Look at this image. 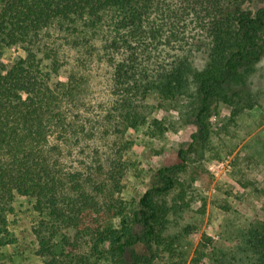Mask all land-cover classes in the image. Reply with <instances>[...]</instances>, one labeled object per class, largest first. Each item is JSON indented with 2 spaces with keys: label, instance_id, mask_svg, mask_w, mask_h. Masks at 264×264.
<instances>
[{
  "label": "trees",
  "instance_id": "16d2710c",
  "mask_svg": "<svg viewBox=\"0 0 264 264\" xmlns=\"http://www.w3.org/2000/svg\"><path fill=\"white\" fill-rule=\"evenodd\" d=\"M241 1L0 0V245L18 198L41 217L43 264H123L132 245L155 241L151 191L134 214L137 233L115 223L128 217L126 133L147 119L155 90L198 96L205 108L208 81L223 83L216 71H235L264 29V9L252 18ZM11 47L25 55L5 60ZM204 47L198 70L193 52ZM170 170L157 190L175 186ZM247 246L251 264H264V223ZM198 253L192 264H206Z\"/></svg>",
  "mask_w": 264,
  "mask_h": 264
},
{
  "label": "rangeland",
  "instance_id": "374dc122",
  "mask_svg": "<svg viewBox=\"0 0 264 264\" xmlns=\"http://www.w3.org/2000/svg\"><path fill=\"white\" fill-rule=\"evenodd\" d=\"M237 5L254 18L264 9V0ZM188 33L203 43V34ZM254 37L256 45L248 47L244 63L230 74L218 69L216 78H226L223 83L208 81L205 108L198 96L158 90L147 96V119L126 133L130 165L122 197L128 217L115 223L125 222L137 233L134 214L142 209V196L151 191L158 209L156 236L152 243L132 245L123 264H192L198 252L206 264L252 263L248 233L264 223V29ZM199 42L189 45L196 48ZM173 52L172 58L181 54ZM24 55L11 47L4 59ZM193 58L203 70L209 52L205 47L194 50ZM164 168H171L175 180L165 192L157 190L165 186L159 175ZM14 208L2 233L0 264H43L46 258L37 255L33 233L41 217L26 198H18ZM104 264H117V259Z\"/></svg>",
  "mask_w": 264,
  "mask_h": 264
}]
</instances>
